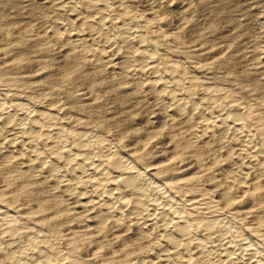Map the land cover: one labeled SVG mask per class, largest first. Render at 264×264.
<instances>
[{"label": "rangeland", "instance_id": "374dc122", "mask_svg": "<svg viewBox=\"0 0 264 264\" xmlns=\"http://www.w3.org/2000/svg\"><path fill=\"white\" fill-rule=\"evenodd\" d=\"M92 1L0 0V104L30 113L38 152L60 138L91 139L106 185L125 182L121 169L133 171L145 180V198L180 215L197 230L196 241L212 246L224 229L236 253L249 249L264 264V178L257 199L221 193L234 165L221 133L200 139L195 112L245 115L242 126L264 150V0ZM104 20L114 36L140 31L136 41L144 38V51L164 72L165 91L183 105L178 113H167L161 96L104 56L107 35L93 32ZM1 136L0 248L9 260L19 250L43 264L147 261L153 239L90 223V213L59 186L60 167L46 172L11 162ZM138 183L122 184L121 198L133 203Z\"/></svg>", "mask_w": 264, "mask_h": 264}, {"label": "bare ground", "instance_id": "6f19581e", "mask_svg": "<svg viewBox=\"0 0 264 264\" xmlns=\"http://www.w3.org/2000/svg\"><path fill=\"white\" fill-rule=\"evenodd\" d=\"M81 1L88 3L87 0ZM92 2L95 6L99 4L96 0ZM109 27V23L104 20L93 31L94 36L107 35L106 49L102 50L104 56L112 61L120 62V69L129 79L153 91L155 96H161V99L165 101L166 107L164 108L167 113H178V109L183 105L178 97L169 95L165 91L167 84L163 80L164 72L158 68L150 51H144L145 46H148L144 38L136 41L140 31H126L114 36L112 32L109 33ZM214 110L216 111L214 112ZM195 112L197 116L202 117V122L198 127L200 139L212 141L216 131L221 133V140L225 144V147L221 148L223 154L227 155L234 165L230 177L226 178L225 186L220 188V192L247 194L254 196L255 199L260 197L262 192H259L257 180L264 178V150L257 149L252 134L242 126L240 117L243 116L241 117L243 119L245 115L239 114L236 118L228 119L221 108L212 109L210 107L197 109ZM37 132L38 125L35 124L30 113L24 110H12L10 107L0 104V133L8 142V149L12 153L11 162L20 160L26 167L46 169V172L49 171V168L55 172L60 167L63 179L60 178L59 186L72 203L90 213V223L101 227L112 225L113 228H111L114 233L135 240H143L144 238L154 240L155 246L143 264H262L254 258L255 254L249 249L243 248L242 251L239 250L241 252L236 253L229 244V239L225 237L224 229H217L220 234L212 246L196 241L194 235L197 230L192 231L180 215L166 204L161 206V203L158 204L159 202L156 203L145 198L142 191L139 190L140 186L146 184L145 180L140 179L133 171L120 170L123 182L125 181L122 183L123 186L128 180L133 181L134 179L140 182L137 188L132 190L135 200L132 203L121 198L124 187H121L120 182L105 184L106 176L99 166L97 152L95 153V149L90 146L91 139L76 143L75 141L70 142L69 139L66 141L60 138L55 140L56 142L51 149L40 153L36 150L38 140L34 134ZM47 162H51V166H48ZM192 167L193 165H190L186 169L189 170ZM117 173L119 174V172ZM82 178L83 181L80 182ZM55 182L57 181L55 180ZM141 188L143 189V187ZM153 194L159 197L164 195L160 192ZM6 254L7 250L0 248V264H43L39 259L35 262L32 256L19 250L13 254L14 260H9Z\"/></svg>", "mask_w": 264, "mask_h": 264}]
</instances>
